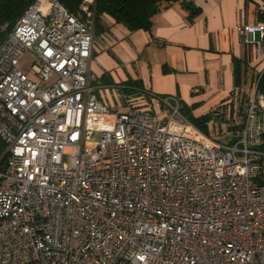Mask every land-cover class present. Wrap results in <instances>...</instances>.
I'll return each instance as SVG.
<instances>
[{
	"label": "built area",
	"instance_id": "1",
	"mask_svg": "<svg viewBox=\"0 0 264 264\" xmlns=\"http://www.w3.org/2000/svg\"><path fill=\"white\" fill-rule=\"evenodd\" d=\"M94 4L35 0L0 45V264H264L258 79L211 112L209 135L176 96L98 86ZM263 13L237 27L257 65Z\"/></svg>",
	"mask_w": 264,
	"mask_h": 264
},
{
	"label": "crops",
	"instance_id": "2",
	"mask_svg": "<svg viewBox=\"0 0 264 264\" xmlns=\"http://www.w3.org/2000/svg\"><path fill=\"white\" fill-rule=\"evenodd\" d=\"M262 1L195 0L201 12L194 21L176 3L153 16L149 32H131L105 18L106 31L95 38L91 72L97 82L110 81L98 86L141 80L145 90L176 96L196 117L211 114L235 88V57L247 64L244 87L251 72L264 69L237 30L242 22H254Z\"/></svg>",
	"mask_w": 264,
	"mask_h": 264
},
{
	"label": "trees",
	"instance_id": "3",
	"mask_svg": "<svg viewBox=\"0 0 264 264\" xmlns=\"http://www.w3.org/2000/svg\"><path fill=\"white\" fill-rule=\"evenodd\" d=\"M61 4L72 14L82 15L81 6L85 0H59ZM35 0H0V45L4 42L17 21L25 13L26 9L32 5ZM176 3H180L185 10L189 12V20L194 19L200 14L201 10L196 5L195 0H95L93 6L95 10L94 32L95 36H100L106 31L103 24L105 18L112 19L116 24H122L131 32L138 30L151 31L152 18L163 8H168ZM260 20L264 21V13L259 14ZM235 86H241L244 82L247 71L245 60L234 58ZM259 90L264 94V69L257 74ZM97 82V81H96ZM95 84H98V82ZM100 84L110 83L104 77ZM122 93L136 94L144 91L141 80H128L118 85ZM181 114L194 124L205 134H210L208 123L212 118L211 114L196 117L191 107L180 100ZM218 108V107H217ZM6 146L0 138V167L4 166L6 159Z\"/></svg>",
	"mask_w": 264,
	"mask_h": 264
},
{
	"label": "rangeland",
	"instance_id": "4",
	"mask_svg": "<svg viewBox=\"0 0 264 264\" xmlns=\"http://www.w3.org/2000/svg\"><path fill=\"white\" fill-rule=\"evenodd\" d=\"M259 37H260V35L258 34L257 38H259ZM34 61H35V55L31 51H25L19 60V69L22 70L23 72L31 74L30 70H31V67H32V64L34 63ZM257 74H258L257 71L251 72V74L248 78L249 83L250 82L252 83L255 81ZM219 130L220 129L218 127H215V129L212 130V135L214 137H217L219 134ZM66 153L70 154L69 151H67ZM66 159H67V155L65 156V160Z\"/></svg>",
	"mask_w": 264,
	"mask_h": 264
}]
</instances>
